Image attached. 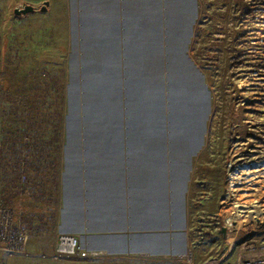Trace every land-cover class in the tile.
<instances>
[{
  "label": "crops",
  "instance_id": "1",
  "mask_svg": "<svg viewBox=\"0 0 264 264\" xmlns=\"http://www.w3.org/2000/svg\"><path fill=\"white\" fill-rule=\"evenodd\" d=\"M44 1L46 8L59 6L55 35L69 41L67 56L54 66L62 75L56 100L28 117L34 142L47 152L42 160L14 156L11 141L24 117L13 137H0V193L22 202L16 219L31 230L27 249L51 248L61 232L102 252L107 264H258L264 246L236 248L245 239L228 241L226 233L223 252L186 256L191 217L203 199L198 154L209 112L205 80L189 55L197 0H41L40 6ZM25 3L34 7L26 14L35 13Z\"/></svg>",
  "mask_w": 264,
  "mask_h": 264
},
{
  "label": "rangeland",
  "instance_id": "2",
  "mask_svg": "<svg viewBox=\"0 0 264 264\" xmlns=\"http://www.w3.org/2000/svg\"><path fill=\"white\" fill-rule=\"evenodd\" d=\"M25 2L34 4L35 13L15 14ZM40 2L0 0V137H13L22 117L29 127L28 117L58 96L62 75L54 66L67 56L69 41L55 35L59 6L50 5L44 14ZM197 12L189 55L205 80L209 112L198 154L203 199L191 217L193 246L187 253L209 257L227 244L222 226L228 241L233 235L245 239L236 248L264 246V0H197ZM4 153L9 157L10 149ZM6 199L18 216L22 202ZM249 234L258 246L251 245ZM52 239L47 250L2 254L0 264H24V255L61 264H107L100 258H52L55 235Z\"/></svg>",
  "mask_w": 264,
  "mask_h": 264
},
{
  "label": "built area",
  "instance_id": "3",
  "mask_svg": "<svg viewBox=\"0 0 264 264\" xmlns=\"http://www.w3.org/2000/svg\"><path fill=\"white\" fill-rule=\"evenodd\" d=\"M7 197V196H6ZM6 197H0V253L9 255L27 254L26 238L30 228L16 219L12 207L7 203ZM102 252L84 248L80 239L73 233L55 234L52 258H99ZM189 259L191 253H187ZM258 264H264V258L260 257Z\"/></svg>",
  "mask_w": 264,
  "mask_h": 264
},
{
  "label": "trees",
  "instance_id": "4",
  "mask_svg": "<svg viewBox=\"0 0 264 264\" xmlns=\"http://www.w3.org/2000/svg\"><path fill=\"white\" fill-rule=\"evenodd\" d=\"M17 131H19L18 139H15L17 142L14 139L11 141L14 146V156L21 160H42L47 150L34 142V134L30 132L29 127H21Z\"/></svg>",
  "mask_w": 264,
  "mask_h": 264
},
{
  "label": "water",
  "instance_id": "5",
  "mask_svg": "<svg viewBox=\"0 0 264 264\" xmlns=\"http://www.w3.org/2000/svg\"><path fill=\"white\" fill-rule=\"evenodd\" d=\"M48 4L47 1H44L40 7V11H46V5ZM34 10V7L29 5V4H26V3H22L20 6L18 7H15L13 12L15 14H26L28 12H32ZM226 231V228L224 226H222L219 230V232L221 234L224 235V232Z\"/></svg>",
  "mask_w": 264,
  "mask_h": 264
},
{
  "label": "bare ground",
  "instance_id": "6",
  "mask_svg": "<svg viewBox=\"0 0 264 264\" xmlns=\"http://www.w3.org/2000/svg\"><path fill=\"white\" fill-rule=\"evenodd\" d=\"M247 171V170H246ZM249 171V170H248ZM252 208V207H251ZM259 210V209H258ZM264 210V209H263ZM250 212V211H249ZM251 212H253V210H251ZM255 212V211H254ZM260 213V212H259ZM255 214H257V213H255ZM235 216V215H234ZM232 220V219H231ZM227 222V221H226ZM226 225V224H225Z\"/></svg>",
  "mask_w": 264,
  "mask_h": 264
}]
</instances>
